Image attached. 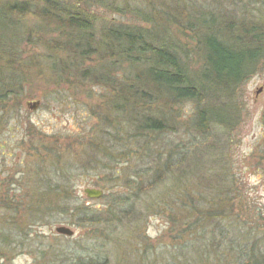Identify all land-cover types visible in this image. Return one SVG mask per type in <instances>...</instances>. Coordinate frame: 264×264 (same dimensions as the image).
Segmentation results:
<instances>
[{
    "label": "trees",
    "instance_id": "trees-1",
    "mask_svg": "<svg viewBox=\"0 0 264 264\" xmlns=\"http://www.w3.org/2000/svg\"><path fill=\"white\" fill-rule=\"evenodd\" d=\"M99 7L130 15L141 25L97 29L93 10ZM27 16L34 18V24L25 28L24 39L15 37L10 46L0 40L2 116L15 109L16 97L32 77L40 75L39 70L47 72L41 57L26 58L24 63L17 53L21 44L23 49L41 50L57 81L81 88L97 86L109 96H102L90 109L97 124L82 144V159L64 162L55 169L56 175H46L49 171L44 169V178L33 179L41 191L28 197L29 225L57 217L58 223L77 227L85 235L79 243L66 239L70 242L66 246L45 248L44 262L109 264L108 245L126 251L132 245L130 237L138 233L142 252L137 264H264L262 213L244 210L241 201L232 200L234 210L222 207L220 198L204 203L181 185V177L176 190L169 176L176 153L167 140L185 126L180 121L185 103L195 105L190 126L195 134L203 136L213 126L230 125L235 92L259 64L264 65V24L245 19L235 24L206 0H0V30L17 29ZM199 54L202 63L193 70L190 55L197 59ZM4 71L12 75L5 77ZM219 106L227 116H218ZM88 167L110 177L107 190L120 181L127 192L104 207L80 204L72 173L89 172ZM155 188L158 192L145 203L142 199ZM132 200L138 215L122 224L120 215L129 212L122 205ZM18 209L15 203L11 214L17 218H10L9 235L19 242L28 234L18 226L26 209L21 215ZM235 210L239 215L231 213ZM148 213L166 222L168 244H162L164 235L150 243L141 234Z\"/></svg>",
    "mask_w": 264,
    "mask_h": 264
},
{
    "label": "rangeland",
    "instance_id": "rangeland-1",
    "mask_svg": "<svg viewBox=\"0 0 264 264\" xmlns=\"http://www.w3.org/2000/svg\"><path fill=\"white\" fill-rule=\"evenodd\" d=\"M206 1L210 2L211 8L229 16V20H234L235 24H239L241 19L264 24V0ZM93 12L97 29L118 24L141 25L130 15L125 17L107 13L100 7L94 8ZM22 23L24 25L15 30L11 27L0 30V40L10 46L15 37L24 39L25 28L33 26L34 18L27 16ZM17 47L20 49L17 53L24 63L26 58L41 57V64L45 66L47 72L39 70L40 75L32 77L29 85L24 86L25 89L14 101L15 109L11 107L12 109L5 116L0 112V264H46L41 257L45 248L52 246L57 249L66 246L69 242L66 239H70L71 243L73 241L79 243L85 238H82L83 231L72 225L58 223L57 217L45 220L44 225L43 223L29 225L26 214L28 197L41 191L35 187L33 179L34 177L38 179L39 176L44 178L48 174L56 175L55 169L61 168L64 162L71 163L82 159V144L88 140L90 132L97 124L90 109L97 106L102 96L105 95L106 98L109 96L97 86L81 88L74 83L69 85L57 81L55 75L48 71L49 64L43 60L44 55L40 49H23L22 44ZM12 53L14 56V52ZM197 59L190 55L193 70H197L202 63L200 54ZM8 73L12 75L11 71H4L3 75L6 77ZM27 77L29 74L24 79ZM29 93L31 96L28 95ZM33 101H39L40 105L36 110L30 111L26 103ZM223 101L226 105L230 104L229 100L223 99ZM231 103L230 125L213 126L210 132L203 136L193 133L190 127L195 105L185 103L181 106L180 121L185 126L167 137L176 153L173 171L169 176L174 179L172 183L176 190L180 187L177 178L181 177V185L192 195H200L204 203H216L220 198L219 203L222 207L226 205L234 210L235 202L232 200L237 203L241 201L244 210L249 207L248 210L260 211L264 216V65L259 64L256 71L237 89ZM218 108L221 109L218 111L219 117L228 115L222 106ZM44 149L47 152L50 150L51 153L47 154ZM44 169L49 171L46 175ZM88 170L89 172L74 170L72 173L74 192L80 204L92 208L104 207L127 192L123 189V182L120 181L107 190L105 183L109 182L110 177L104 174L101 176L90 167ZM85 188L102 190L103 196L97 200L87 199L83 194ZM156 189L151 190L148 198L142 200L145 203L151 202L158 192ZM15 203L19 206V215L26 209L18 226L28 234L27 240H23L22 236L19 242L13 235H9L13 227L10 218L13 216L11 213L14 212ZM133 204L137 208L133 200L122 205L125 211H129L120 215L119 221L122 224L124 221L132 222L137 217L138 213L133 210ZM236 212V210L231 211L234 215H239ZM16 218L13 216L14 221ZM246 218L248 217H244ZM250 221L248 218L247 223ZM60 225L73 230L74 236L69 238L56 235L54 228ZM245 226L248 228L247 224ZM140 230L150 243L158 241L163 235L162 244L169 242L166 237L168 226L156 215L148 213L140 225ZM130 231H127L128 235H131ZM137 234L133 233V237H130L132 245L126 251L116 250L108 245L106 256L109 264H118L119 261L121 264H137L136 261L142 252L141 245L137 244ZM125 239L127 240L128 237ZM81 244L86 247L84 240ZM97 250L102 253L101 256H104L103 251L99 248ZM159 252L160 250L156 255L159 256ZM166 252L167 256H170V247ZM150 260L152 261V258Z\"/></svg>",
    "mask_w": 264,
    "mask_h": 264
},
{
    "label": "water",
    "instance_id": "water-1",
    "mask_svg": "<svg viewBox=\"0 0 264 264\" xmlns=\"http://www.w3.org/2000/svg\"><path fill=\"white\" fill-rule=\"evenodd\" d=\"M259 92V91H258ZM40 105L39 101H33V102H27L26 106L30 111L36 110ZM83 194L86 196L87 199H100L103 196V191L99 189H94V188H85L83 190ZM54 232L56 235H61L65 237H73L74 236V231L71 230L69 227L60 225L54 228Z\"/></svg>",
    "mask_w": 264,
    "mask_h": 264
}]
</instances>
